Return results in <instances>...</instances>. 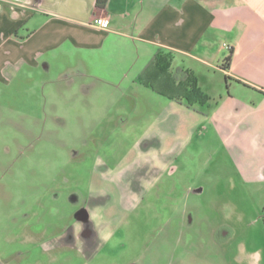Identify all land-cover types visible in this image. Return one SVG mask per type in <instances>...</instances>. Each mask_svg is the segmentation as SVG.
Wrapping results in <instances>:
<instances>
[{
    "label": "rangeland",
    "instance_id": "obj_1",
    "mask_svg": "<svg viewBox=\"0 0 264 264\" xmlns=\"http://www.w3.org/2000/svg\"><path fill=\"white\" fill-rule=\"evenodd\" d=\"M56 75L0 83V247L17 264H44L56 235L7 244L9 227L57 228L72 246L65 264H264V191L201 119L207 91L192 84L176 99L199 116L187 133L179 108L150 116L149 95L166 91L59 89Z\"/></svg>",
    "mask_w": 264,
    "mask_h": 264
},
{
    "label": "crops",
    "instance_id": "obj_2",
    "mask_svg": "<svg viewBox=\"0 0 264 264\" xmlns=\"http://www.w3.org/2000/svg\"><path fill=\"white\" fill-rule=\"evenodd\" d=\"M98 17L109 25H97ZM33 69L55 70L59 89L74 85L88 93L105 84L138 95L152 85L167 94L149 95L150 116L179 108L187 133L199 116L176 99L198 85L209 94L201 119L245 181L264 191V0H106L101 7L96 0H0V83ZM222 86L227 92L216 98L211 91ZM16 228L4 232V243L19 239L28 247L44 244L43 233L56 235L41 247L55 251L44 264H65L59 253L72 246L57 228ZM11 250L0 247V264H17Z\"/></svg>",
    "mask_w": 264,
    "mask_h": 264
},
{
    "label": "trees",
    "instance_id": "obj_3",
    "mask_svg": "<svg viewBox=\"0 0 264 264\" xmlns=\"http://www.w3.org/2000/svg\"><path fill=\"white\" fill-rule=\"evenodd\" d=\"M105 3H106V0H96V6H98V7L103 6ZM231 55H232V49L230 48L228 54L225 56V58L222 61L223 68L226 69L228 67V64H229L230 59H231ZM261 213H262L261 216H262L263 225H264V204L262 206Z\"/></svg>",
    "mask_w": 264,
    "mask_h": 264
},
{
    "label": "built area",
    "instance_id": "obj_4",
    "mask_svg": "<svg viewBox=\"0 0 264 264\" xmlns=\"http://www.w3.org/2000/svg\"><path fill=\"white\" fill-rule=\"evenodd\" d=\"M95 23L101 27H107L109 25L108 17H98L95 19Z\"/></svg>",
    "mask_w": 264,
    "mask_h": 264
},
{
    "label": "clouds",
    "instance_id": "obj_5",
    "mask_svg": "<svg viewBox=\"0 0 264 264\" xmlns=\"http://www.w3.org/2000/svg\"><path fill=\"white\" fill-rule=\"evenodd\" d=\"M98 163H100V162L98 161ZM146 187H147V188H151V185H147ZM93 219H94V222H95L97 225H99L100 223H102V222L104 221L103 216L100 215V214H97L96 216H94ZM257 255H258L257 253H253V254H252V256H254V257L257 256Z\"/></svg>",
    "mask_w": 264,
    "mask_h": 264
}]
</instances>
